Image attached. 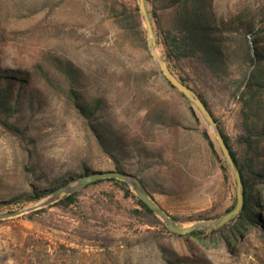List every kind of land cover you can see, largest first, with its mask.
Segmentation results:
<instances>
[{
	"label": "rangeland",
	"instance_id": "rangeland-1",
	"mask_svg": "<svg viewBox=\"0 0 264 264\" xmlns=\"http://www.w3.org/2000/svg\"><path fill=\"white\" fill-rule=\"evenodd\" d=\"M213 7L218 17L248 19L264 10V0H214ZM156 53L162 59L160 47ZM59 62L80 73L88 100L105 99L104 111L95 118L121 136L129 156L145 149L152 156L164 154L166 163L154 157L139 164L138 158L129 157L124 164L133 177L147 183L151 198L176 226L218 221L234 205L235 177L219 161L215 132L191 102L168 86L149 51L126 40L102 0H0V69L31 74L41 102L32 115L0 116V201L29 192L31 184L43 185L42 177L79 176L83 168L114 170L99 150L93 121L79 115L69 100ZM208 100L219 123L234 133L236 105H229L216 87L208 90ZM158 108L180 126L153 124L151 113ZM205 127L218 158L203 135ZM170 185L169 195L159 193L158 186ZM124 189L102 181L80 190L75 201L81 208L74 212L97 218L88 221L84 233L76 230L75 216L56 207L35 209L46 211L34 215V222L23 217L30 212L8 218L0 223V264H264L263 186L256 189L262 197L256 211L261 222L242 231L236 241L233 224L220 232L198 229L201 238L175 237L158 224L143 226L149 220L134 217L138 207ZM49 197L4 206L0 214L37 206ZM201 212L211 220H197ZM83 235L107 236L112 244L101 248L100 243L80 240Z\"/></svg>",
	"mask_w": 264,
	"mask_h": 264
},
{
	"label": "trees",
	"instance_id": "trees-1",
	"mask_svg": "<svg viewBox=\"0 0 264 264\" xmlns=\"http://www.w3.org/2000/svg\"><path fill=\"white\" fill-rule=\"evenodd\" d=\"M107 8L109 17L115 22L127 41L132 45L138 44L148 53L147 37L137 0H102ZM148 18L155 36L156 47L161 49V57L171 73L184 85L190 88L200 98L208 112L216 123L229 152L238 168L242 182V203L239 211L223 226L214 229L220 232L233 224V240L241 237L242 231L260 224L261 219L256 212L262 207V197L257 192L258 186L264 187V10L255 18H243L239 15L224 19L217 16L213 7L214 0H144ZM68 81V97L77 110V113L91 123V128L96 138L99 150L110 160L114 170L124 175L132 176L125 168L124 162L129 158H138L142 164L149 159L156 158L166 163L162 152L152 156L148 149L127 150L121 136L113 129L107 127L96 115L104 111L106 102L104 98L93 97L90 100L85 97V88L78 71L68 64L58 63ZM26 77L29 82L26 85ZM31 74L22 73L17 69H0V116H14L20 113L34 114L40 109V92L36 83L31 82ZM164 77V76H163ZM168 86L176 90L164 77ZM220 89L229 105L235 104L236 120L235 132L229 134L214 116L208 100V90ZM179 95L187 102L190 101L181 93ZM192 115L198 121L194 110ZM151 121L159 127H178L180 123L167 111L155 109L151 113ZM12 129L18 131L14 126ZM203 135L208 146L215 156L217 153L205 127ZM148 151V152H147ZM221 152V150H220ZM218 158V156H217ZM221 163L224 172L230 170L222 152ZM140 172V170L138 171ZM104 173L94 171L91 168H83L79 176L68 173L61 177L49 180L42 177L44 184L37 186L31 184L29 192L9 201H0V209L11 204L27 203L35 204L55 191L72 184L80 178ZM75 176V177H74ZM135 177V176H134ZM137 178V177H135ZM140 180V179H138ZM102 181L114 182L125 187L130 197L134 200L138 209L134 210V217H145L149 221L143 222V226L152 227L156 224L163 226L164 230L172 236L201 238L200 230L192 231L186 235H177L170 232L163 222L147 208L137 196L128 188L127 183L114 179H96L88 185ZM174 183L173 180H169ZM145 192L147 183L140 180ZM179 184L177 180L176 186ZM160 187V194L169 195L171 185ZM83 188V189H84ZM81 189V190H83ZM79 191L72 194H63L47 208L56 207L61 211H69L75 216L74 226L79 232H86L88 221L96 220V217H84L75 210L81 207L75 199ZM235 203L224 213L232 211ZM45 209H39L23 216L30 222L31 218ZM208 213L197 214V220H211ZM81 219V220H80ZM173 219V218H172ZM7 219L0 220V223ZM175 222V219H173ZM190 221H194L191 219ZM84 236V235H83ZM80 240H87L93 245L100 243L101 248H107L112 244V238L100 236H80ZM229 240L226 239V242Z\"/></svg>",
	"mask_w": 264,
	"mask_h": 264
},
{
	"label": "water",
	"instance_id": "water-1",
	"mask_svg": "<svg viewBox=\"0 0 264 264\" xmlns=\"http://www.w3.org/2000/svg\"><path fill=\"white\" fill-rule=\"evenodd\" d=\"M139 11L142 17V21L145 27L146 31V37H147V48L153 59L158 64V67L163 74V76L170 82V84L184 97H186L202 114V116L205 118L206 122L210 125L211 129L215 132L217 143L220 147V150L231 168L235 181H236V198L237 203L235 208L225 214L220 220L214 221V222H201L197 224H193L188 227H178L176 226L174 220L145 192L143 186L141 183L134 178L133 176L124 175L119 172H106V173H100V174H94L89 175L83 178H80L76 181L74 185L65 186L57 191H55L52 195H50L49 198H47L44 202L40 203L37 206L30 207L28 209H24L18 212H12L7 214H0V220L12 218L18 215H22L24 213L32 212L35 209L43 206H48L49 204H52L57 198H59L63 194H72L75 193L81 189H83L87 184L91 183L92 181L96 179H106V178H114L123 182L128 183L132 188L134 189L135 195L137 198L152 212H154L157 216L161 218V220L164 222L166 228L177 235H186L192 231L201 229V228H219L223 226L225 223H227L233 216H235L238 212V210L241 207L242 203V182L240 173L238 171L237 166L235 165L234 161L232 160V157L230 155V152L216 127V123L213 120L211 114L208 112L207 108L203 104V102L200 100V98L192 91L190 88H188L186 85L181 83L168 69L164 61L158 56L156 53V41L155 36L152 30V26L150 23V20L147 15L146 7L144 0H137Z\"/></svg>",
	"mask_w": 264,
	"mask_h": 264
}]
</instances>
